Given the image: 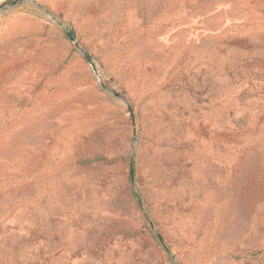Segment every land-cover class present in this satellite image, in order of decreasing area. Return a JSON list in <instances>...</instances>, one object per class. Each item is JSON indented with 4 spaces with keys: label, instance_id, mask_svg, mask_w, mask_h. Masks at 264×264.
<instances>
[{
    "label": "rangeland",
    "instance_id": "rangeland-1",
    "mask_svg": "<svg viewBox=\"0 0 264 264\" xmlns=\"http://www.w3.org/2000/svg\"><path fill=\"white\" fill-rule=\"evenodd\" d=\"M0 264H264V0L1 9Z\"/></svg>",
    "mask_w": 264,
    "mask_h": 264
},
{
    "label": "water",
    "instance_id": "water-1",
    "mask_svg": "<svg viewBox=\"0 0 264 264\" xmlns=\"http://www.w3.org/2000/svg\"><path fill=\"white\" fill-rule=\"evenodd\" d=\"M24 1H29V0H10V1L0 5V10L3 9V8L15 7V6L21 4ZM51 19L53 20V22L56 25H58L60 27V29L65 33V35L68 37V39L75 43V35L73 34V32L71 30H69L67 27H65L62 24V22L55 20L53 17ZM85 58H86L87 62L91 65L92 69L94 70V65H93V62H92V59H91L90 55H88V54L85 55Z\"/></svg>",
    "mask_w": 264,
    "mask_h": 264
}]
</instances>
